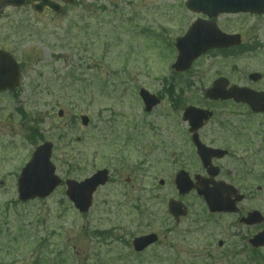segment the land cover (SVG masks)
<instances>
[{"label":"rangeland","instance_id":"obj_1","mask_svg":"<svg viewBox=\"0 0 264 264\" xmlns=\"http://www.w3.org/2000/svg\"><path fill=\"white\" fill-rule=\"evenodd\" d=\"M185 2L73 0L61 3V14L0 5V49L20 67L18 88L0 93V264H264V248L253 253L247 244L264 222L234 227V218L209 215L194 193L178 197L173 184L181 168L191 176L201 171L184 136V107L258 118L264 131V117L202 97L218 77L264 89V14L218 17V28L240 35L241 45L208 51L181 75L171 69L173 44L198 18ZM250 74L261 79L252 83ZM140 88L160 95L148 113ZM43 142L52 143L63 182L109 171L88 213L73 208L64 183L47 199L19 202V171ZM254 150L246 158L264 177V152ZM263 177L245 182L253 196L243 206L264 217ZM170 198L188 210L178 223L167 213ZM147 233L158 242L135 254L132 240Z\"/></svg>","mask_w":264,"mask_h":264},{"label":"water","instance_id":"obj_2","mask_svg":"<svg viewBox=\"0 0 264 264\" xmlns=\"http://www.w3.org/2000/svg\"><path fill=\"white\" fill-rule=\"evenodd\" d=\"M34 4L33 8L41 12L44 7L50 8L56 13L61 12V7L49 0H27ZM71 2V0H63ZM25 3L24 0H2V5L20 7ZM186 7L193 12L207 15L213 18L221 13H264V0H188ZM240 43L238 36H228L217 31L211 22L196 21L188 33L176 41L178 57L173 65V68L178 72L186 71L192 61L200 56L203 52L210 48H227L238 45ZM18 66L15 61L5 52L0 51V91L12 90L18 85ZM227 82L224 79L216 80L212 87L206 91L205 97L210 100H229L233 99L236 102H244L250 106L254 112H264V93H255L247 89L231 87L226 90ZM139 96L142 99L145 111L149 112L159 104V100L150 95L145 90L139 91ZM59 112V116H61ZM211 116L208 111L187 107L183 113V120L188 122L191 130H197L202 121H206ZM81 123L86 126L88 118L82 116ZM197 148V153L202 160L203 166L207 167L208 160L212 154L208 153L206 148L200 145L196 135L193 137ZM52 144L43 143L38 146L32 154L29 162L21 170L17 180L18 198L22 202L34 200L36 198L44 199L48 197L60 184L61 180L55 175V167L50 161ZM211 169L207 168L209 173ZM108 172L101 170L93 174L81 182L73 180L66 181V196L73 203L74 208L81 214L86 213L92 204V195L98 187L104 186L107 182ZM163 182H160L162 185ZM176 189L179 195L189 193L194 186L190 183L186 174L179 172L175 179ZM229 187L218 186L209 188L203 183L201 189L196 192L202 196L208 206L210 212H233L235 211L234 202H229L224 198V194H228ZM168 211L175 221L186 215V209L180 202L170 200L168 202ZM258 213L253 212L248 215V224H255L261 221ZM156 241L155 235L138 237L133 240V248L135 252H141L149 245ZM253 247L264 246V233L258 234L251 241Z\"/></svg>","mask_w":264,"mask_h":264},{"label":"flooded vegetation","instance_id":"obj_3","mask_svg":"<svg viewBox=\"0 0 264 264\" xmlns=\"http://www.w3.org/2000/svg\"><path fill=\"white\" fill-rule=\"evenodd\" d=\"M256 91L264 92V89ZM227 104L245 108L252 116L264 117V113H254L245 104H236L232 101H228ZM245 118L247 117L219 118L212 116L210 120L198 130V138L202 145L216 150L218 155L221 153L223 154L221 157H214L210 160L212 166L216 168L215 172L217 171L213 178L207 177L206 171L203 169L202 163L196 155V149L192 143V133L189 132L188 126H185L184 136L189 150L194 157L195 165L201 170L200 173H194L190 177H201V180L208 181L209 187L218 186L221 183L230 186L232 188L228 191V194H224V197L230 201L239 200L236 203L237 211L235 213H214L213 216L219 218H234V227L250 229L259 227L260 225L249 226L243 221L244 216L250 212V210L245 211L243 204L250 201L253 196L246 187L245 182L251 179L257 182L262 180L263 176L262 174H254V170L259 168V166L248 163L246 152H250L253 146H257L258 151L261 149V152H264V142L261 146V141L262 139L264 140V131L259 124L258 118L254 123L248 118V121L243 120ZM214 120L216 121L214 122ZM257 150L253 152L258 153ZM181 161L183 162V160ZM226 162H228L229 165H225ZM188 173L190 174V172ZM258 189H260V186H258ZM260 231L263 230L256 231L255 233ZM249 238H247V244ZM220 243L221 245H218V247H222V242Z\"/></svg>","mask_w":264,"mask_h":264}]
</instances>
